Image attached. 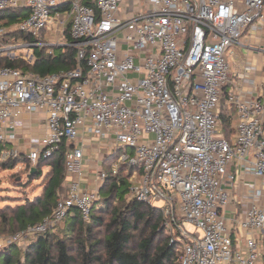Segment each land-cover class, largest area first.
<instances>
[{
    "label": "built area",
    "instance_id": "1",
    "mask_svg": "<svg viewBox=\"0 0 264 264\" xmlns=\"http://www.w3.org/2000/svg\"><path fill=\"white\" fill-rule=\"evenodd\" d=\"M0 12L17 14L0 21V62L34 65L38 53L69 48L76 60L45 75L0 66V144L15 139L24 115L43 114L46 134L30 139L27 159L64 150L69 176L52 213L0 236V252L62 227L73 210L89 222L100 197L81 184L84 149L74 142L82 132L117 151V165L101 168L97 180L123 168L132 197L162 203L182 238L180 264H259L264 95H253L247 71L232 81L228 59L245 32L264 29V0H0ZM222 102L232 116L228 138ZM239 174L258 185L236 197Z\"/></svg>",
    "mask_w": 264,
    "mask_h": 264
},
{
    "label": "trees",
    "instance_id": "2",
    "mask_svg": "<svg viewBox=\"0 0 264 264\" xmlns=\"http://www.w3.org/2000/svg\"><path fill=\"white\" fill-rule=\"evenodd\" d=\"M16 17V13L0 12V21L5 20L3 23L6 25ZM38 56V62L34 65L21 59H4L0 66L45 75L60 69H73L76 65L74 48L59 51L52 57L42 53H38ZM223 103L220 123L223 135L228 138L233 133L232 116ZM232 115L234 116L233 112ZM3 148L4 145L0 144V153ZM116 154L117 151H113L107 155L104 163L113 159ZM21 160L30 163L24 155L23 158L10 157L7 163L1 165L5 169L13 168ZM32 166V180L43 175L44 167L49 169L42 195L16 209L0 210V233L8 224H12L14 230L20 231L37 223L52 213L57 195H67L66 182L69 176L65 170L64 150L47 159L39 157ZM33 169L35 171L31 172ZM123 171L122 168L117 176H112L107 170L108 176L101 183L99 193H103L107 187H110V192L99 204V212L109 207V197L113 193H116V199L121 202L130 193L132 183ZM99 200L95 203H99ZM95 203L89 222L82 221L77 210H73L60 227L58 233L61 237H57L56 232L47 231L31 239L23 249L24 264H180L182 238L175 232L174 224L172 227L167 225L161 208L139 202L132 197L123 207L114 210L109 220L103 221L101 216L93 214ZM166 225L177 237L173 235V238L168 233ZM15 249L16 247H12L0 252V264H21L18 255L14 253Z\"/></svg>",
    "mask_w": 264,
    "mask_h": 264
},
{
    "label": "crops",
    "instance_id": "3",
    "mask_svg": "<svg viewBox=\"0 0 264 264\" xmlns=\"http://www.w3.org/2000/svg\"><path fill=\"white\" fill-rule=\"evenodd\" d=\"M230 69L232 81H237V74H247L253 77L255 86L253 87V95L261 97L264 95V29L259 33L245 32L236 50L231 51ZM249 70V71H248ZM251 70V72H250ZM251 74V75H250ZM23 125L14 129L15 139L13 141L4 142L2 151L7 150L16 152L20 157L27 156L32 149L30 139L43 138L46 134L43 114H27L22 117ZM77 147L84 149V171L81 177V184L88 190H96L101 185L97 180L99 171L101 170L100 160L104 163L102 155H96V152L106 149L104 142L89 137V135L80 133L74 142ZM8 151V150H7ZM31 163V162H30ZM32 164V163H31ZM233 169L231 173H233ZM258 185L255 178L239 174L235 189L232 194L238 197L245 192L246 185Z\"/></svg>",
    "mask_w": 264,
    "mask_h": 264
},
{
    "label": "rangeland",
    "instance_id": "4",
    "mask_svg": "<svg viewBox=\"0 0 264 264\" xmlns=\"http://www.w3.org/2000/svg\"><path fill=\"white\" fill-rule=\"evenodd\" d=\"M234 50H236V46H233L230 49V51H234ZM228 63L230 64V58L228 59ZM233 125H235V122ZM10 149H11L10 147L7 148L8 151ZM109 154H111L110 148L103 149L101 152L100 151L96 152L97 156L102 155V157L103 156L105 157ZM11 159H15V158L11 157ZM7 161H8V159L0 160V210L16 209L18 206L27 204L28 202H32L37 197L41 196L43 189L47 183V173L49 172V169L47 167H44L42 170L43 175L37 180H32L30 177V168L33 167L31 163L26 162L24 160H21V161H18L17 163H15L13 168L5 169L4 167H2L1 164H3V163L5 164V163H7ZM100 165H101L102 169H107L109 166L117 165V157L112 159L108 163H103L100 160ZM100 186H99L98 190H100ZM109 192H110V187H107L106 190L103 191V193H101V194L99 193V197H100L99 199L100 200H99V203H95L96 209L93 211V214L101 216L103 221L109 220L110 216L114 210H116L120 207H123V205H125L127 202H129L132 198V195L130 192L124 197V199H123L124 202H121L120 200L116 199V196H115L116 193H113L111 195V197H109V207L105 211L99 212L97 210V208H99V204L101 203L102 199L104 197L108 196ZM57 197H58V195H57ZM154 206L161 207L162 203H160V202L155 203ZM226 216L229 217L230 212H227ZM45 217H47V216H45ZM43 219H41L37 223L41 222ZM37 223H35V224H37ZM32 225H34V224H32ZM28 226H30V225H28ZM184 228L188 232L194 231L193 226L190 224H185ZM14 229H15V227L12 224H8L5 227H3V231L0 233V236H10V235H13V234L19 232V231H16ZM166 229H167L169 234H172V232L170 231V228L167 225H166ZM54 230H49V231H51V233L56 232L55 234H58L56 236L61 237L60 234L58 233L61 230V228H58L57 230L54 229ZM173 235L176 236L173 233L172 237H173ZM135 242L136 241H134V243ZM259 245H260V250H261V258L259 260V264H264V238H261V240L259 241ZM23 249H24L23 247H16V249L14 251V253L18 255L17 258L20 259L21 264H24Z\"/></svg>",
    "mask_w": 264,
    "mask_h": 264
},
{
    "label": "water",
    "instance_id": "5",
    "mask_svg": "<svg viewBox=\"0 0 264 264\" xmlns=\"http://www.w3.org/2000/svg\"><path fill=\"white\" fill-rule=\"evenodd\" d=\"M35 170L33 169L31 172H34Z\"/></svg>",
    "mask_w": 264,
    "mask_h": 264
}]
</instances>
